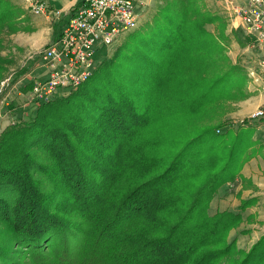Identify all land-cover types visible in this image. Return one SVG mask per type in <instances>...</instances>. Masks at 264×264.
Masks as SVG:
<instances>
[{"label": "trees", "instance_id": "16d2710c", "mask_svg": "<svg viewBox=\"0 0 264 264\" xmlns=\"http://www.w3.org/2000/svg\"><path fill=\"white\" fill-rule=\"evenodd\" d=\"M18 16L0 0L1 29ZM223 30L202 0H164L75 92L0 133V264H264V234L227 241L254 198L208 214L249 149L242 128L197 125L246 82Z\"/></svg>", "mask_w": 264, "mask_h": 264}, {"label": "built area", "instance_id": "2783aa9c", "mask_svg": "<svg viewBox=\"0 0 264 264\" xmlns=\"http://www.w3.org/2000/svg\"><path fill=\"white\" fill-rule=\"evenodd\" d=\"M23 1L34 17H43L53 24L62 19L63 12L53 8L48 0ZM145 5L146 0H81L58 36L41 53L40 66L46 67L47 73L29 74L31 86L24 95L25 104L39 107L75 92L99 66L96 56L110 55L123 37L138 28ZM222 6L232 28L240 29L247 40L246 51L250 54L244 72L251 89L264 90V0H223ZM10 85L8 77L1 84L0 94ZM263 120L264 102L247 119L232 121L228 126L256 125Z\"/></svg>", "mask_w": 264, "mask_h": 264}, {"label": "rangeland", "instance_id": "374dc122", "mask_svg": "<svg viewBox=\"0 0 264 264\" xmlns=\"http://www.w3.org/2000/svg\"><path fill=\"white\" fill-rule=\"evenodd\" d=\"M9 1L17 9L19 16L16 19V23L13 29L8 31L5 28L4 29L0 28V57L1 59H5L4 61L6 62L5 71L3 73L2 79L0 80V89H1L2 82L8 77L11 78V85L7 88L6 91L4 90L0 94V133L12 123V120L15 123H18V122H24L33 117L34 111L37 107L32 106V105L28 106L25 104V101H24V95L25 93L28 92L31 86V83L29 81V76H30L29 74L33 72L32 75H35L34 69L36 67L39 68L41 64V61H40L41 53L52 41L51 40L46 46L41 47L39 51L34 52L32 48L30 47V45L24 42L25 39L27 38L32 39L30 32H27V31L24 32L25 35L20 34L22 33L20 31L22 27L19 26L20 25L19 24L20 15L22 13V10L20 7L21 6L25 7V3L23 0H9ZM150 1H151L149 3L150 6H148L146 3V5L144 6V10L141 12L142 14L141 21H140L138 28L144 25L145 23H148L152 19L156 10L161 5H163V2H164V0H150ZM220 2H223V0H215L214 14H216L219 17L229 19L228 15L225 13L223 6L222 4H220ZM203 4L204 2L202 0V5ZM203 9L207 11L205 5L203 6ZM225 19L223 20L224 21L223 31H224V35L226 36V39L223 41H224V55L227 58L226 69L228 70L233 66H238L244 72L245 62L247 59L246 57H248L250 54V52L246 51L247 40L245 39L240 29L232 28L231 23L226 22ZM27 20H28V23L38 22V19H36V17L31 18L29 16ZM48 22L52 24V26L54 25L50 21ZM205 28L208 32L212 33L215 37L220 39L221 30H219L218 22L207 24ZM126 37L127 35L121 39L120 43L116 46L115 49H118V47H120L126 41ZM22 38L24 40H22ZM114 52L110 53V55L108 56H102V57H100L101 53H99L96 56V58H99V61H100L99 65L103 61L109 60L113 56ZM245 75H246V82L242 86L236 85L232 88L231 93L233 96L230 97V99L228 98L224 101H219V103H217L214 106L215 108L213 109L214 113L212 114V118L207 119V120L204 119L197 124L199 127H204V126L206 127L210 125L214 126V125L221 124L220 129H219L220 132L230 130V131H233L232 133H237L240 131V128H242L243 130L241 134L245 135L244 137L245 142H246L245 145H248L249 149L246 155L244 156V158L242 159L240 167H242V164L246 162L247 160H249L251 156H254L258 149L254 141L255 124L249 125L247 127H240L237 125L228 126V124L232 123V121L237 123L240 120L247 119L250 116V114L253 112L251 111V113H248L243 116L241 115L242 112H239L241 109L244 108L243 107L245 104L244 100H246V98L248 97L247 89H251V86L249 83L250 80L247 77L246 73ZM238 92H240L239 95H238ZM254 92H257V91H254ZM236 166H238L237 163H236ZM75 234L76 236L71 238V241H70L71 246L76 245L78 243L77 240L82 237L81 233L75 232ZM229 235H230V232L228 233V236H227V241L230 242L232 240L230 239ZM235 243H236V240H235ZM236 247L243 251L249 250V249L246 250V249L239 248L240 245L237 246V244H236ZM244 248H246V246ZM24 253H27V252H21L20 255H17V257H21L20 259L21 261L24 258V256H22L24 255ZM25 256H27V254ZM14 264H16V262H14ZM26 264H30V263L27 261Z\"/></svg>", "mask_w": 264, "mask_h": 264}, {"label": "crops", "instance_id": "0c3cea01", "mask_svg": "<svg viewBox=\"0 0 264 264\" xmlns=\"http://www.w3.org/2000/svg\"><path fill=\"white\" fill-rule=\"evenodd\" d=\"M48 1L53 8L63 12L61 21L53 26L43 17H36L38 19L37 23H28V17L30 16L32 18L34 16L24 6L20 7L22 13L20 15L19 26L22 27L20 29L22 33H18L25 35L24 32H30L32 39L27 38L24 42L29 44L34 52L39 51L41 47L46 46L58 36L62 26L71 17L73 10L81 2V0ZM150 2V0H146L148 6H150ZM203 2V6L205 5L207 12L217 16L214 14L215 0H203ZM236 2L242 3L243 0H236ZM222 3L220 2V4ZM222 19L224 20L225 18ZM225 21L230 22V19H225ZM232 21L239 23L237 20ZM22 40L24 39L22 38ZM34 72L35 74L45 75L47 68L41 66L39 68L36 67ZM247 90L248 97L244 100V108L239 111L242 112V116L251 113V111H254L264 102V90H260L259 92H254L251 89ZM254 129V141L258 147L256 154L244 162L239 177L219 187L208 209L210 216L223 211L236 212L242 200L255 199L253 206L242 212L240 225L230 231L229 235L231 240H236L237 246L240 245L239 248L246 250L264 234V120L256 124ZM245 246L246 248H244Z\"/></svg>", "mask_w": 264, "mask_h": 264}]
</instances>
